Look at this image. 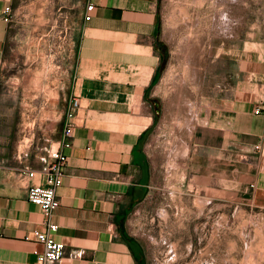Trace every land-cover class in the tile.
<instances>
[{
	"label": "rangeland",
	"instance_id": "obj_1",
	"mask_svg": "<svg viewBox=\"0 0 264 264\" xmlns=\"http://www.w3.org/2000/svg\"><path fill=\"white\" fill-rule=\"evenodd\" d=\"M22 1L0 112L14 114L16 152L30 160L47 155L62 124L87 0ZM158 11L161 63L144 136L151 183L128 223L142 264H264V206L235 180L244 163L206 153L202 165L195 145L199 122L243 78L240 66L264 53V0H159Z\"/></svg>",
	"mask_w": 264,
	"mask_h": 264
},
{
	"label": "crops",
	"instance_id": "obj_2",
	"mask_svg": "<svg viewBox=\"0 0 264 264\" xmlns=\"http://www.w3.org/2000/svg\"><path fill=\"white\" fill-rule=\"evenodd\" d=\"M21 2L0 0V86L13 23L6 21L4 10L11 6L15 16ZM88 3L94 9L90 20L84 15L68 89L81 107L72 147L64 150L66 177L52 216L59 225L54 237L67 248L57 264H142L140 243L128 223L151 183L144 136L154 125L150 100L156 97L161 63L159 0ZM253 57L240 66L244 76L232 96L221 99L197 125L195 145L202 165L206 153L243 162L235 180L264 206V53ZM13 115L0 112V264H37L44 246L36 232L48 228L28 192L46 185L40 169L48 153L60 147L62 124L51 130L56 140L47 155L30 159L36 170L30 177L16 152L21 133Z\"/></svg>",
	"mask_w": 264,
	"mask_h": 264
},
{
	"label": "built area",
	"instance_id": "obj_3",
	"mask_svg": "<svg viewBox=\"0 0 264 264\" xmlns=\"http://www.w3.org/2000/svg\"><path fill=\"white\" fill-rule=\"evenodd\" d=\"M93 9L94 4L88 3V12L85 14L86 21L91 19L90 12ZM4 16L6 21L12 22L14 10L11 6H8L4 10ZM80 107V98L76 96L69 98L62 121V132L59 139L60 147L48 153V158L43 160L40 169L46 177V185H34L29 188L28 199L31 203L41 208L45 217V224L48 228L47 232H36L37 241L44 246L43 251L38 254L37 264H57L65 258L67 253L66 245L61 241H57L54 237V234L59 229V225L52 221V216L55 210L60 206L57 191L64 183L68 164V157L64 150L72 147V137L75 126L74 120ZM256 113L259 114L260 109H257ZM22 159L26 161L23 170L26 171L30 177H34L36 175V170L32 168L28 156H22Z\"/></svg>",
	"mask_w": 264,
	"mask_h": 264
},
{
	"label": "bare ground",
	"instance_id": "obj_4",
	"mask_svg": "<svg viewBox=\"0 0 264 264\" xmlns=\"http://www.w3.org/2000/svg\"><path fill=\"white\" fill-rule=\"evenodd\" d=\"M181 162H179V163H177V162H174L173 164H171L170 166V168L171 169H177L181 164H180Z\"/></svg>",
	"mask_w": 264,
	"mask_h": 264
}]
</instances>
